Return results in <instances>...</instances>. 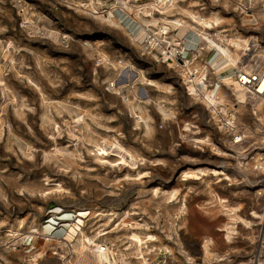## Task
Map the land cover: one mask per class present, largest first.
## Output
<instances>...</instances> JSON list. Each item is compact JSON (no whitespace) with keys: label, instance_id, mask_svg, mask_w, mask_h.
Returning <instances> with one entry per match:
<instances>
[{"label":"rangeland","instance_id":"rangeland-1","mask_svg":"<svg viewBox=\"0 0 264 264\" xmlns=\"http://www.w3.org/2000/svg\"><path fill=\"white\" fill-rule=\"evenodd\" d=\"M149 1L0 0V264H75L83 238L129 233L134 264L141 255L151 264L264 263L262 107L243 92L238 100L233 86L216 92L244 128L233 142L180 73L143 51L131 18L141 24L134 7ZM173 3L177 17L195 18L194 29L237 55L229 64L204 42L221 71L249 41L264 61V0ZM108 11L120 26L102 19ZM114 142L133 157L128 166L96 159ZM46 182L62 191L45 195Z\"/></svg>","mask_w":264,"mask_h":264},{"label":"built area","instance_id":"built-area-1","mask_svg":"<svg viewBox=\"0 0 264 264\" xmlns=\"http://www.w3.org/2000/svg\"><path fill=\"white\" fill-rule=\"evenodd\" d=\"M239 6L243 11H249L251 8L249 3L248 5L239 3ZM134 9L137 11V15H142L144 19L139 24L135 17L131 18L132 22L137 23L142 30L143 51L154 56L158 62L179 72L186 92L206 103L212 120L218 128L231 134L233 142H241L244 137V128L236 123L234 106L231 108L218 102L213 104L207 100L206 94L213 91L214 97L218 99L215 94L222 87H238L249 98L258 100L264 112V61L257 64V43L249 41L236 64L224 70V72L231 70V74L217 78L216 69H212L210 66V62L215 60L216 55L210 53L211 49L207 51V47H204L203 44L209 42L204 35L193 28V26H199L195 18L189 17L190 20H188L177 17L178 15L176 16L173 12L175 10L173 0H152L142 5L138 4ZM194 16L203 19L199 15ZM181 29H188L196 40L193 37L188 39L179 36L178 32ZM205 35L207 36L208 33ZM229 78L233 81L225 83ZM131 225L125 224L128 232L132 230ZM76 230H80L78 219L74 234ZM107 232L99 233V237L104 236ZM131 234L120 237L117 242L97 241L90 237H85L82 241L85 246L87 245L90 254L95 251L98 260L95 264H134L130 253L133 244ZM52 255L59 257V250H53ZM78 259L79 257L76 256L75 264L80 263ZM136 260H141V264H151L147 256L145 259L141 255Z\"/></svg>","mask_w":264,"mask_h":264},{"label":"bare ground","instance_id":"bare-ground-1","mask_svg":"<svg viewBox=\"0 0 264 264\" xmlns=\"http://www.w3.org/2000/svg\"><path fill=\"white\" fill-rule=\"evenodd\" d=\"M100 16H101V14H100ZM102 17V19L103 20H105V21H107L108 23H110L111 25H116V26H120V22L118 21V19L115 17V15H114V13L112 12V11H108L106 14H104V15H102L101 16ZM206 24V26H205V28L207 27V26H209L207 23H205ZM205 33L206 32H204L202 35H204L205 37H206V39H207V41L211 44V45H213L214 47H216L219 51H220V56H223V58L226 60V62H229V64H234L235 63V58H236V56L237 55H235V54H233L231 51H230V49H228V48H224V47H221L220 45H218V44H216L214 41H212L211 39H209L206 35H205ZM132 77H130V76H127V80L128 81H132ZM126 80V79H125ZM127 80H126V82H127ZM127 84H128V82H127ZM131 84V83H130ZM119 85V84H118ZM235 88H237L238 89V93H237V99L239 100V99H243L244 98V94H246L244 91H241L238 87H235ZM240 92H243V93H240ZM213 94V95H212ZM206 97L208 98L207 100H209L211 103H213V104H216L217 102L218 103H220V101H219V99H216L215 97H214V93L212 92V93H208V94H206ZM236 105V104H235ZM233 107V106H232ZM111 147L110 148H112V144L110 145ZM113 147H114V149L112 150V149H107V148H105V147H98L97 149H96V154H95V156H96V159L97 160H107V157H115L116 159L114 160L115 162L114 163H116V164H118V165H126V166H128L129 165V162L133 159V157L131 156V155H129L128 153H125L126 151L122 148V146L120 145V144H118V142H114V145H113ZM58 151V150H57ZM124 153V154H123ZM109 159V158H108ZM112 165V164H111ZM214 171H216V169H214ZM204 172H205V170H204ZM203 172V173H204ZM216 173V172H215ZM218 173V172H217ZM216 173V174H217ZM127 175V174H126ZM185 175H189V176H195V173L194 174H192V172H189V173H185ZM197 175V174H196ZM130 176V175H129ZM126 177V176H125ZM126 178H128V177H126ZM45 186H47V187H49L50 189H47V190H45L44 191V194L45 195H48V194H50L51 193V187H55L54 188V191L55 192H61L62 191V188H61V186L59 185V184H57V183H51V182H46L45 183ZM157 190V189H156ZM156 190H154V191H152V193H154L155 195H158L157 194V191ZM145 193V192H144ZM183 208H181V210H182ZM234 211V210H233ZM232 211V212H233ZM234 213V212H233ZM83 212H80V213H78V222H81V219L82 218H84V216H83ZM226 230H227V232H228V234L230 233L229 231H231L232 229L230 228V227H226ZM72 231V230H71ZM103 235V234H102ZM90 241V240H89ZM209 243H210V241H208V240H206V241H204L203 242V245H202V249H203V252H204V254H207V253H210L211 251H210V249H209ZM82 250H81V254L82 255H84L83 257H80L79 258V261H80V263L79 264H84L85 263V261H87V256L89 255V256H93L94 258H95V261H96V263L98 262V260H97V258H96V255H95V251L94 252H92L91 254L88 252V247H87V245L85 246V244H84V242L82 241ZM78 255H79V253H78ZM81 256V255H80ZM90 259V258H89ZM91 260V259H90ZM94 261V260H93ZM99 261H100V259H99ZM95 264V263H94ZM261 264H264V263H261Z\"/></svg>","mask_w":264,"mask_h":264},{"label":"crops","instance_id":"crops-1","mask_svg":"<svg viewBox=\"0 0 264 264\" xmlns=\"http://www.w3.org/2000/svg\"><path fill=\"white\" fill-rule=\"evenodd\" d=\"M178 35L181 36V37H186L188 39L189 38L192 39V37L194 38V35L188 29H181V30H179ZM194 40H196V39L194 38ZM194 40H192V41H194ZM210 66H211L212 69H217L216 70V72H217V78H220L222 76H225V75L229 74V72H230V71L224 72V71H221L220 69H218V67L220 66L219 61H215L214 60V61L210 62Z\"/></svg>","mask_w":264,"mask_h":264}]
</instances>
